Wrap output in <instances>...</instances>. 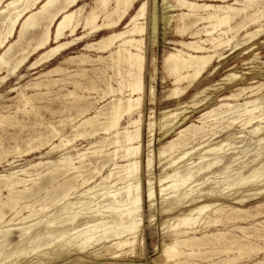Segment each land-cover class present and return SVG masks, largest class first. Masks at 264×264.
Masks as SVG:
<instances>
[{
  "label": "bare ground",
  "instance_id": "6f19581e",
  "mask_svg": "<svg viewBox=\"0 0 264 264\" xmlns=\"http://www.w3.org/2000/svg\"><path fill=\"white\" fill-rule=\"evenodd\" d=\"M86 1L0 0V29H4L7 32L6 36L0 38V167L3 164H8L11 170L14 169L16 161L11 162L8 160V156L13 153L10 149L18 151L21 145L26 146L25 144H29L26 146L28 148V150L26 149V153H32L34 150H40L44 147H51V151H54L71 146L75 139L83 132L84 128L97 127L96 120L100 116H103L106 121L101 127H103L102 129L105 132L110 133V136L102 141V143H107V145H100L102 148L94 149V160L86 158L87 153H74L72 155H64L58 161L50 162V164L57 168V173L72 177L70 180H75L76 183L82 182L78 186L75 184H71L72 186L70 184H68L70 186L66 185L68 188L66 187L67 189L64 191L65 193L61 200H70L72 192L87 186L94 179L95 175H100L102 169L105 167L103 164L100 170H94L96 174L93 177L91 175V178L86 179L82 174V170L88 169L93 164L101 161L106 154L103 150L104 148L111 146L115 148V151L109 155L111 156L109 160L112 162L121 153V159L125 162L122 165L114 163L118 172L112 171L108 175H102L100 184L89 187L80 193V197H88L90 198V202L84 203L85 201L80 200L78 203L68 202L69 204L67 203L68 206L64 210L74 208L77 205L83 207L89 206V204H96L92 202V199L97 197L96 189L101 186L104 191L101 196L110 198L108 209L116 215L113 219L117 230L113 232V236H109L114 238L112 240L114 243L111 246L114 248V251L111 253L110 259L116 260L123 257L124 260V257L134 255L135 250H137L135 244L138 241L139 224L136 222L135 215L140 209V203L143 202V192L140 184L141 159L139 156L140 153L142 154L140 149L142 145L143 114L140 107L145 96L144 74L147 53L144 37L151 30L153 34L152 42L156 45L159 39L160 21L157 8L155 7L149 19V26H144L140 22L146 14L149 0H93L90 4H85ZM161 1V21L166 27L172 29L173 37L178 39L174 41L175 49L173 52L166 54L164 66L162 67V69L165 68L164 73L166 72L167 77L172 80L171 82H173L174 86L169 91L170 95L168 96L171 98L170 100L180 99L182 96L188 94L193 84L204 78L216 61L220 62L223 59L222 52L224 50L228 48L237 49L242 45V43L235 44L238 42L236 38L241 36L242 33L245 32V43L264 35V0ZM4 4L6 5L4 6ZM173 13L178 14L175 15ZM19 28L18 41L15 43L8 41L13 37L14 31L16 33ZM53 28H55L54 31L52 30ZM79 30L84 33L83 36H79ZM39 31L42 32L39 34ZM107 34L108 36H105ZM100 35L104 37L98 43H87L78 55H69V52L73 48L86 43L89 36ZM187 36H189L190 41L184 40ZM251 43L253 44V42ZM251 43L248 44L249 47L246 49V52L249 48L253 47L254 44L252 45ZM88 52H95L97 54L95 57H92ZM106 54L108 55L105 56ZM97 62L101 67L99 66L94 69L93 67L96 66L95 63ZM44 65H48L49 67L46 71H41L38 77L32 81H28L26 84H22L25 81V75H23L24 68L28 67L29 72H33ZM90 66H92L93 70L87 71ZM154 73L156 74L155 71ZM238 77L237 73H231L226 76V82L236 81ZM15 78L16 83L10 85ZM101 79L105 81H103L104 88L99 90L101 86L98 83L102 82L99 81ZM226 82L224 81L223 83ZM86 90L94 91L97 96L92 99L86 98L83 94ZM150 90L151 95H149L153 97V88ZM263 90L264 83L258 82L255 87H240L233 94L226 96V99L222 100L225 103L219 104L218 107L210 109L211 111L209 110L205 114L203 113L202 119L211 118L212 120V117H214L215 127L222 125L225 118L224 115H235L236 117L222 130L229 128L237 120H240L242 127L254 124L252 133H258L260 126L256 124L264 122V108H262V103L260 102L264 95L262 93L259 94ZM70 97L71 99L69 100ZM107 97L111 101L98 110L96 105ZM148 99L150 98L148 97ZM231 100L238 103L236 105L226 103ZM240 100L242 101L241 103H239ZM179 106L180 103L178 104ZM178 110H181V108H177L176 111L165 112L163 118L159 121V125L161 122V130H164L163 136L165 138L168 137L170 132V129H167L165 126V122L169 118L176 120L180 117L181 114L178 113ZM92 113H95V115L93 116ZM88 115L90 117H87ZM186 116L182 118L184 119ZM79 119L82 122L81 124L79 123L80 125L73 124ZM182 120L180 118V121ZM69 123L73 124L75 130L73 139L66 136L65 130ZM175 126H178V124ZM36 127H40V130H37ZM206 129L194 125L181 129L177 133L176 138L169 141L166 145H162L163 147L158 152L160 162H165L164 165H167L168 169H170L160 179V190H158L162 195H167L166 193L169 191L173 192L172 197L175 199L173 198L171 210H176L188 203L190 205L185 207L195 205V207L187 210L188 214L177 217V225L173 227L176 232L174 239L164 244L162 247L163 253L161 252V254H164L169 261H176V259L182 257L189 258V256L198 255L201 249L210 245L212 243L210 239L212 238L216 244L226 242L227 247L225 250L228 252L234 251L238 254L233 258L226 259L227 263L224 261L226 264H234L242 256H250L253 253L264 251V247L253 244V237H256L255 234L250 235V237L244 240L232 234L227 236L229 232L227 234L223 232L212 233L211 235H209L210 233H203L202 237H198L195 227L201 221L208 226L211 224H230L244 219L242 216L248 215V217L255 218L259 214L252 215L250 210H241L236 207L217 204L218 199L212 204L197 205L202 203L200 200L213 197L214 192L211 189L207 192L199 189L197 196L193 195L192 197H190L191 193L187 194L188 192H185L183 194L181 192V189L196 175H206L209 170L217 167L221 163L220 159L223 158L220 152L225 145L221 143L216 145L210 144L212 142L210 139L215 138L221 131L218 132L211 129L213 131L211 132ZM149 130L150 133L154 130L153 123L149 124ZM56 139L60 140L59 144L54 143ZM197 140L202 142L201 145L207 143V146H203L201 149V152H204V156L201 157L202 162L196 166L194 165L193 168L187 167V170L181 171L178 165L185 160L191 153V150L195 151L196 147H192L190 151L183 150L177 156L171 154L190 146L191 143ZM32 143L38 144L36 147H32ZM205 155H215L218 157L206 160ZM151 156L147 161L148 167L153 162ZM75 161H78L79 166L76 165ZM104 161L107 162V160ZM43 165L44 163L40 162L34 167ZM27 173L24 169L0 175V226L5 225L7 228H5L6 230L3 229L6 238L10 232L18 230V239L31 242V240L36 241L39 237L37 234L35 236L29 235L30 228L36 224L27 228L15 229L13 227L32 218L34 213L37 212H34L32 209L34 207L31 204H20L22 192H28L30 190L28 183L34 181L31 176H28V178L21 176ZM115 174L118 178L117 182L122 181L129 183V185L127 184L128 186L123 189L118 188L119 190L110 191L117 183L116 181L115 183L112 182ZM249 177L260 178L262 179L260 183H263L264 166H255ZM239 186L240 182L232 184V187ZM246 191L248 195H238L233 198V204L242 205L247 198L264 194V185L256 189H247ZM4 192L8 193L5 199L2 198V193ZM154 195L153 184L149 181L148 198L153 199ZM188 197H190V200L184 202ZM210 208L212 212L204 215ZM25 210L29 211V215L23 217L22 212ZM9 214L13 215L10 219L8 218ZM17 220L19 224H14ZM53 224L54 222H51L49 226ZM259 225H264V222H261ZM101 227L99 224L87 227V229L76 232V235H78V238L82 237V241L85 240L84 242L87 243L93 239L95 233ZM253 227L255 228V226ZM109 229L107 228L105 232ZM240 230L244 232L248 229L240 227ZM256 231L258 232V230ZM190 232H194V236H188ZM67 235L69 234L61 232L59 236L60 238H64ZM1 237L3 238V236ZM104 238L108 239V237H103L98 241ZM72 242L69 241L68 245L66 244L67 248ZM21 253L26 255L27 252L23 250ZM3 254L4 251H0V256ZM17 254L19 253L12 252L9 257ZM186 263H188V260H179L173 264ZM254 264H264V260L257 261Z\"/></svg>",
  "mask_w": 264,
  "mask_h": 264
},
{
  "label": "rangeland",
  "instance_id": "374dc122",
  "mask_svg": "<svg viewBox=\"0 0 264 264\" xmlns=\"http://www.w3.org/2000/svg\"><path fill=\"white\" fill-rule=\"evenodd\" d=\"M92 1L93 0H87L85 4H90ZM161 3H162L161 0H149L148 7L145 12L146 14L144 16L145 18L142 17V19L140 20V22L143 23L144 26L147 25L149 26V19L152 16L154 8L155 7L157 8L159 21H160L158 43L156 45L153 44L152 42L153 34L151 33L152 32L151 30L150 33L148 32V34L144 37L145 38L144 43L147 48V53H146V70L144 74L145 96L143 97L144 100H142L143 103H141V107H140L141 112L143 114L142 143H141L142 145L140 149L141 150L140 152H142V154L140 153L139 156L141 159L140 184L143 192L142 194L143 202L140 203V209L135 215L136 222L139 224L138 225L139 227L137 234L138 241H136L137 243L135 244L137 250H135L134 255L124 257L125 258L124 260L123 257L116 260L110 259L111 253L114 251V248L111 247L112 244L114 243L112 241L114 238L109 236H113V232L117 230L116 224L114 223V219H113V217H116V215L114 214V212H111L108 209L110 198L108 199L104 196L103 198L101 196V194L104 193L101 186L96 189V192L98 193V194L96 193L97 197L92 199V202H95L96 204H89V206H83V207L77 205L74 208L71 209L68 208L64 210V208L68 206L67 205L68 202L78 203L79 200L83 202L85 201L84 203L90 202V198L88 197L82 198L80 197V193L84 190H87L89 187L100 184L102 175H108L112 171H114L115 173L118 172L117 171L118 169L115 167L114 163H117L118 165L124 164L125 161L121 159V153L112 162L109 160L111 157L109 155L115 151V148L113 146L104 148L103 150L106 152V154L103 156L102 160L98 161L97 164H93V166L89 167L88 169L85 168L82 170V174L86 179L91 178V175L93 177L96 174L94 170L95 169L100 170L103 164L105 165V167L102 169L100 175L98 176L95 175L94 179L91 180L87 186H84L82 188H79L77 191L72 192L70 200H61L62 196L65 193L64 191H66L68 186H70L71 184L73 185L75 184L76 186H78L82 182L79 181L76 183L75 180H70L72 177L70 176L67 177L61 175V173H57L56 172L57 168L54 165L50 164V162L52 163L58 161L64 155L67 154L72 155L74 153H85V154L87 153L86 158L88 159L92 158V160H94L95 156L93 155V151L102 148L101 147L102 145L103 146L107 145V143H102V141L103 139L108 138L110 136L109 135L110 133H107L102 129L103 127L101 126L105 123L106 119L103 116H100V118L96 120L97 127L95 126L94 128L91 127L84 128V130L82 131L85 132L84 133L82 132L80 135L78 134L79 136L77 137V139H75V141L72 143L71 146L64 147L62 149H57L54 151H51L52 149L51 147H44L40 150H34L32 153H26V151L28 150L26 146H28L29 144H25L26 146L21 145V148L19 149L20 152H18L19 150L14 151V149L13 150L10 149L13 153L10 154V156H8V160L11 162L16 161V163L14 164V169L11 170V167L8 166V164H3L0 167V175L8 174L12 171H20L25 169L28 173L25 175L23 174L21 176L22 177L26 176L27 178L28 176H31L32 180L34 181H32V183L31 182L28 183V187L30 188L28 192L27 191L25 193L22 192L20 204L21 205L26 203L31 204L34 207L32 208L34 212L37 211L34 213V216L32 218L24 222H21L20 224L19 221L17 220L14 224H19V225L13 227L15 229L27 228L28 226L36 224L32 228H30L29 235L35 236V234H37L39 235V237L36 239V241L34 240H31V242L27 240L21 241V239H18L19 236H17L19 235V231L15 230L10 232V234L6 238V234L4 230H6L7 228L5 227V225L0 226V251H4V254L0 256V264H104V263L105 264L106 263L107 264H123V263L173 264L179 260L182 261L188 260V263L186 264H213L214 262H215L214 264H222V262L223 264H226L227 263L226 261L228 259L233 258L235 255L238 254L234 251L233 252L226 251L225 250L227 247L226 242H220L216 244V242H213L212 238L210 239L212 240V243L210 245L205 246L203 249H201L198 255H194L191 257L189 256V258L182 257L176 259V261H169L164 254H161V252L163 251L162 247L164 246V244L167 242L169 243L174 239V235L176 232L173 229V227L177 225V221H176L177 217L182 216L183 214H188L187 210L195 207V205L192 207H185L190 205V203H188V204H184L182 207L176 210H171L172 208L171 204H173L172 201L175 199L174 197H172L173 192L169 191L166 193L167 195H162L159 191L160 179L163 176H165V174L169 172L170 169H168L167 165L166 166L164 165L165 162H160L159 160L160 158H158L159 157L158 152L164 146V144L166 145L169 141L175 139L177 133L181 129L189 127L190 125H194L200 128L203 127L205 129L207 128L206 130L208 131H211V129H213V131H218V132L221 131L215 138L210 139L212 141L210 144L216 145L221 143L224 144L225 146L223 150L220 152L221 156L223 155V158L220 159L221 163L217 167H214L211 170H209V172L206 175L205 174L196 175L190 182H188L181 189V192L183 194L185 192H188L187 194L191 193L192 195L190 197H192L193 195L197 196L199 189L204 190L206 192L209 189H211L214 192L213 197L204 198L200 200L202 201V203L197 205L212 204L215 203L218 199L217 204H224L225 206L236 207L241 210L242 209L250 210V212H252V215L259 214L255 218L248 217V215L242 216L244 217V219L230 224H217V225L211 224L208 226L204 224L203 221H201L195 227L197 230L196 235L198 237H202L201 235L203 233H210L209 235H211L212 233L217 234L223 232L227 234L229 232L227 236H230V234H232L244 240L250 237V235L255 234L256 237L255 238L253 237V244H256L260 247L261 246L264 247L263 245L264 240H262L264 239L263 238L264 225H259L261 222H264V206H263L264 194L247 198L242 205L233 204L234 203L233 198L237 197L238 195H248L246 191L247 189H256L257 187L264 185V182L260 183L262 179L249 177L252 169L255 166L258 165L260 167L264 166V122H262V124L260 123L256 124L260 126V131L258 133H252L254 124L250 126L242 127V123H240V120H237L229 128H225L222 130V128L226 127V125H228L230 121H232V119L236 117L235 115H227V114L224 115L225 118L223 120L222 125L215 127H214L215 125L214 117H212V120L211 118H206V120L202 119V116L205 113L209 112L210 109L212 110L216 106L218 107L219 104L221 105L222 103H225V101L222 100L226 99L225 98L226 96L233 94L236 91V89L240 87H252V86L255 87L257 85V82L264 83V35L258 36L255 39H253V41H251L253 42L254 44L253 45L251 42L248 43L244 42L245 32L242 33L241 36H238L236 38L238 42L235 43V44L242 43V45H240L237 49L228 48L224 50L222 52L223 59L220 62L216 61L214 65L209 69L208 73L204 76V78H202L199 82L193 84V87L188 94L182 96L180 99L170 100L171 98L168 96L170 95L169 91L170 89H173L174 86H173V82H171L172 80L169 77H167L166 72L164 73L165 68H163L164 69L163 70L162 67L164 66V58L167 56L166 54L173 52V50L175 49L174 41L178 39L173 37L172 29L166 27L161 21V13H162ZM5 5L6 4H4V6ZM173 14L176 15L178 13H173ZM52 30L54 31L55 28H53ZM19 31L20 28L16 33L14 31L13 37L8 41H10L11 43L17 42L18 41L17 39L19 37L18 34ZM0 32H1L0 38H3L7 34V32L4 29H0ZM41 32L42 31H39V34ZM78 34L79 36L84 35V33L81 30H79ZM105 36H108V34ZM103 37H104L103 35L89 36L86 43L80 44L77 47L73 48L72 51L69 52V55H73V56L78 55V53L81 51V49L84 47L85 44L95 43V42L98 43L99 41H101ZM184 40L190 41L189 36L185 37ZM249 43H251L253 47L249 48L246 52V49L249 47L248 45ZM88 54L92 55V57H95L97 53L88 52ZM107 55L108 54H106L105 56ZM249 63L251 64V67ZM95 65L96 66L93 67L94 69L100 66L98 62L95 63ZM48 68H49L48 65H44L38 70L33 72H29L28 67L24 68L23 75H25V79H24L25 81L22 84H26L28 81H32L33 79H35L40 75L41 71H46ZM93 68L92 66H90L87 71H92ZM154 71L156 72V74L154 73ZM229 73L230 74L237 73L239 75L238 79L236 80L237 82L235 80L226 82V76L230 75ZM222 80L223 82L225 81L226 83H223ZM99 81H102L98 83V85L101 86L99 90H102L104 88L103 86L104 80L101 79ZM15 83H16V78L12 81L10 85H14ZM216 83L218 84V86H216L217 85ZM241 83H243V85H241ZM152 88L154 91L153 97L150 96L151 95L150 89ZM261 93L264 95V90L261 91L259 94ZM83 94L86 98L89 99L95 98L97 96V94L91 90L90 91L86 90L85 92H83ZM148 97L150 99H148ZM70 99L71 97L69 98V100ZM152 99L154 102L152 101ZM110 101L111 100L109 99V97L102 99L96 105L98 107V110L103 108ZM178 102L180 103L179 107L181 108V110H178V113H180L181 115L176 120H172L170 118L166 120L165 126L167 127V129H170V132L168 137L165 138L163 136L164 130H161V122L159 125V121L161 120V118H163V114L165 112L176 111L177 108L180 109L178 107L179 104ZM241 102L242 101L240 100L239 103ZM260 102L262 103V104L260 103L262 108H264V96ZM226 103H230L231 105L234 104L236 105L238 102L231 100V101H227ZM92 115L94 116L95 113H92ZM185 115H187L186 116L187 118L185 117L183 119L182 117H184ZM87 117L90 116L88 115ZM180 118L181 120L182 119L183 120L180 121ZM79 123L80 124L82 123L80 119L78 121H75L73 124L80 125ZM148 123L149 124L153 123L154 130L152 131V133H150ZM174 123L175 125L178 124V126H175ZM73 124L69 123V125L66 127L65 130L66 136L70 139H73L75 135ZM36 129L40 130V127H36ZM84 134L85 135L88 134V135L85 136ZM54 143L59 144L60 140L56 139ZM201 143L202 142L200 140H197L196 142L191 143L190 146L184 147L176 153L173 154L170 153L173 156H177L183 150L190 151L192 147H196V150L195 151L191 150V153L185 158V160H183L178 165L181 171L187 170V167L193 168L194 165L196 166L198 163L202 162L201 157L204 156L203 155L204 152H201V149L203 146H207V143L203 145H201ZM37 144L38 143H32V147H36ZM152 154L153 156H151ZM149 155L153 158V162L150 167H148V162H147L148 158L150 157ZM205 156H206V160H211L218 157L215 155H205ZM104 160H107V162ZM40 162L44 163V165L40 167H34L36 164ZM75 162L76 165L79 166L78 161ZM115 181L116 182L118 181L116 174L112 179L113 183H115ZM149 181H151L154 187L155 195L153 199L148 198ZM238 182H240L239 187H232V184L234 183L236 184ZM127 184L129 185V183H125L122 181L117 182L116 185L112 189H110V191L126 188L128 186ZM2 195H3L2 198L5 199L8 193L4 192L2 193ZM190 197H188V199H185L184 202L189 201ZM81 208L82 210H80ZM211 212L212 210L210 208L204 213V215L210 214ZM22 215L23 217L28 216L29 211L26 210L23 211ZM12 217L13 215L9 214L8 218L10 219ZM51 222H54V224L49 226ZM98 224L101 225L102 227L98 229L99 231L95 233L92 240L85 243L84 242L85 240L82 241V237L80 238L77 237L78 235H76V232L82 231L84 229H87V227H93ZM253 226H255V228ZM240 227L247 228L248 230L244 232L241 230L239 231ZM107 228L110 229L107 232H105ZM256 230H258V232ZM61 232H66L69 235L64 236V238H60L59 235ZM193 233L194 232H190L188 236L190 237L194 236ZM1 236H3V238ZM103 237H108V239L104 238L103 240L98 241ZM139 238H141L140 241ZM69 241H73V242L71 245H69L70 247L68 246L67 248L66 244ZM4 246H6L7 248ZM26 247L28 248L26 249ZM23 250L27 252L26 255H23L21 253ZM12 252L19 254L9 257L12 254ZM245 256H242L241 259H238L236 262H234V264H254L257 261H262L264 260V251L261 252L259 251L251 254L250 256L249 255H245Z\"/></svg>",
  "mask_w": 264,
  "mask_h": 264
}]
</instances>
